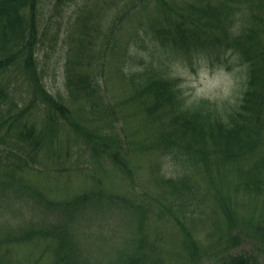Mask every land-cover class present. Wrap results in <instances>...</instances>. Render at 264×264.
Segmentation results:
<instances>
[{
	"label": "trees",
	"instance_id": "16d2710c",
	"mask_svg": "<svg viewBox=\"0 0 264 264\" xmlns=\"http://www.w3.org/2000/svg\"><path fill=\"white\" fill-rule=\"evenodd\" d=\"M73 3L72 14L65 15ZM39 4L0 0V140L12 144L7 152L15 159L0 160V196L9 199L7 211L28 209L21 217L0 212V264H88L75 247V224L79 213L101 199L120 201L117 208L131 211L136 221L134 237L109 264H199L210 253L214 264H264L254 253H231L242 243L244 228L257 220L264 229V217L256 215L259 200L264 207V0H55L45 23ZM151 13L140 32L152 33L155 46L186 67L195 70L193 60H201L230 69L233 57L246 64L244 87L233 104H186L179 78L149 63L152 53L138 59L140 66L127 64L136 51L118 36L117 26L126 19L140 25L134 17ZM50 35L66 46L65 96L47 88L38 57ZM130 40L143 45L141 34ZM40 113L41 121L35 120ZM133 117L144 118L127 132ZM80 149L120 172L124 198L104 191L105 177L116 173L103 166H97L103 177L99 170L82 176L99 179L97 184L61 200L32 184L33 171L40 179L51 171L67 177L82 171L64 157ZM41 151L51 153L53 169ZM171 161L178 169L168 174ZM143 179L149 188L138 191L136 181ZM37 203L59 220L44 216ZM198 211H210L220 225L214 238L226 240L223 252L201 253L205 241L188 223ZM163 226L179 236L177 255L165 252L158 236L151 240L162 235L157 229ZM175 256L179 260L167 258Z\"/></svg>",
	"mask_w": 264,
	"mask_h": 264
},
{
	"label": "rangeland",
	"instance_id": "374dc122",
	"mask_svg": "<svg viewBox=\"0 0 264 264\" xmlns=\"http://www.w3.org/2000/svg\"><path fill=\"white\" fill-rule=\"evenodd\" d=\"M100 1V4L104 2V0H97ZM114 0H105L106 4L113 2ZM117 1V0H116ZM191 2L193 0H182ZM55 0H40L39 4V19L42 23H45L53 10ZM75 8V4H71L69 7L66 8L65 15L69 16L72 14ZM156 15V13H155ZM153 17V14L150 15L142 14L140 17L135 16L134 18L138 21L141 19V24L138 25V22H134L131 24V20L126 19L121 24H118V36H122L121 39L126 42L130 41L129 48L126 46H122L121 48L125 50V48L130 49L131 52L136 51V55H134V60L131 62L129 61L127 64L140 66L137 62L138 59L143 57L146 59L147 56L144 53H152L149 57V63L153 65L160 66L165 73L168 75H173L180 80L181 90L183 94V98L188 105H194L198 103L202 99H210V101L217 102V103H227L233 104L236 101L237 97L241 96V90L244 87V81L247 77V68L244 62L240 60H236L235 57L230 59L231 68H227L225 66H218L211 65L204 61H194L193 67L195 70L188 66L186 67L180 61V58L177 56H168L164 53V48H158L155 46V42L152 37V33L149 36H144L140 31L146 21V27H148V17ZM65 20V19H64ZM69 20V19H68ZM41 23V22H40ZM73 23V22H72ZM41 26V25H40ZM44 24L40 29L43 31ZM142 35V46L141 43L136 44L134 40H130V35ZM49 35V32H48ZM143 51V52H142ZM147 51V52H144ZM66 46L60 40L54 41L52 39V35L48 38L42 40L38 51V57L40 61L41 68L44 72V80L46 86L50 91L54 94H62L63 96L66 95L65 90V80H64V70L63 65L65 62V55ZM201 61V62H200ZM17 95L20 93L15 88L14 89ZM20 91H24V88H20ZM19 100V97L17 101ZM2 110L9 109L8 104L4 105ZM40 116V117H39ZM35 117V116H34ZM144 118V117H143ZM143 118H131L130 122L128 123L127 132H132L135 130V127L141 124ZM35 120L41 121V113L36 117ZM6 131L2 132L3 135ZM73 134L65 133L64 137H68L69 140L72 138ZM9 136V135H8ZM65 142L69 143L65 140ZM10 146L12 144L9 142L6 145L2 144L0 140V160H4L8 163L15 161V159L8 154V150H10ZM68 146H66V151H68ZM6 147V148H5ZM44 152L41 151L39 154L41 158L45 159L44 163L47 162L49 167L52 168L53 157L51 153L43 154ZM64 155L65 159H70L73 163L78 164L76 165L77 169L82 167V171L72 173L71 176L67 177L64 174H54L52 171L50 172L48 179L45 177L37 178L34 173V178L31 180L34 185L39 186L44 193L51 199L61 200L68 196V193L77 192L83 190V185H95L98 183L99 179H83V175L85 171L87 174H96L99 170V166H103V168H107L108 170H115L116 178H107L105 177L104 181L106 183L105 187H103L104 191L108 194L113 193H120L124 198L127 194L124 186L122 178L120 176V172L116 169H113L109 163H97L90 153H87L85 150L80 149L78 151H70L69 153L65 152ZM31 164L34 167H42L43 163H39V165L35 162L31 161ZM98 166V167H97ZM102 168V169H103ZM177 170L178 166L176 163L172 161L165 166V170L168 174L173 173L171 170ZM98 176L103 177L106 172H102L99 170ZM148 173V172H147ZM113 173L110 174L112 176ZM92 177V176H89ZM145 178V177H143ZM138 179V178H137ZM139 179H142V177ZM146 179L136 181V189L138 191H142L143 188L147 190L149 187L144 183ZM142 183V184H141ZM150 190V189H149ZM134 194H131V199L134 198ZM130 196V192H129ZM137 200H141V194H139L136 198ZM7 198L2 199L0 196V212H5V217H11L14 215L15 217L17 214H20L19 217L22 215V211L26 210L27 208L22 210L15 209L13 206V212L7 211L10 202H6ZM38 204V203H37ZM94 204V203H91ZM89 204V206L91 205ZM259 208L256 211L257 217H264V207H262V200H259ZM123 204L120 201H114L110 203L107 200L101 199L100 204H96L93 207H87L83 213H79V216L76 224H75V247L81 253V257L88 262V264H109L113 262L116 256L119 254L120 251L126 249V241L130 238L134 237L136 233V221L133 213L125 209H118V206H122ZM39 209L44 211L46 214L44 216H48L52 219H56L58 221L60 218L53 209H45L42 205L38 204ZM6 210V211H5ZM28 210V209H27ZM40 210V211H41ZM202 214L201 212H197V215L193 217V221H188L190 226H193L196 230V234L203 239V247L201 249V253H208L209 250L212 248H217V251H222L227 245L226 240H220L219 242H215L214 236L217 234V228L220 226L218 223L212 219V213ZM12 214V215H11ZM25 215V212H24ZM24 215L22 217H24ZM67 218V217H66ZM263 219V218H262ZM55 221V222H56ZM264 221V220H263ZM45 222V221H44ZM258 221L256 220L255 224L251 226H247L244 228L242 232L243 241L240 245L235 246L231 253H254L261 257L264 260V229L259 228L256 226ZM264 225V222L262 223ZM171 227V226H170ZM163 226V228L159 227L157 231L162 235H153L152 239H157L158 236L159 240L158 243L162 245L165 252H170L174 255H177L180 251V244H179V236L175 230L172 228ZM170 228V229H169ZM209 232V234H208ZM172 233V234H171ZM161 237V238H160ZM209 240H212L214 245L207 244ZM205 246V248H204ZM182 252V251H181ZM213 254L210 253V256H205L203 260L199 262V264H214L215 257L212 256ZM174 257H167L169 261H173L175 259L179 260L178 256ZM80 259V258H79ZM81 260V259H80ZM83 262V260H81Z\"/></svg>",
	"mask_w": 264,
	"mask_h": 264
}]
</instances>
